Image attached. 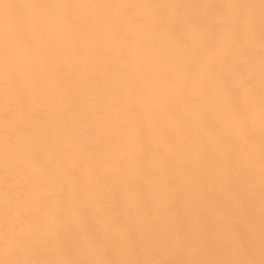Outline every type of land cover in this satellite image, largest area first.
<instances>
[{
  "label": "snow or ice",
  "instance_id": "snow-or-ice-1",
  "mask_svg": "<svg viewBox=\"0 0 264 264\" xmlns=\"http://www.w3.org/2000/svg\"><path fill=\"white\" fill-rule=\"evenodd\" d=\"M0 264H264V0H0Z\"/></svg>",
  "mask_w": 264,
  "mask_h": 264
}]
</instances>
